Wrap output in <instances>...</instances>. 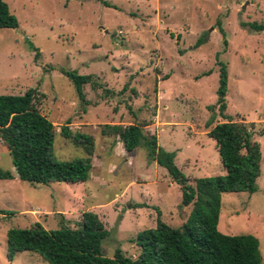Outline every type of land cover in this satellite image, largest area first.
<instances>
[{"label": "rangeland", "instance_id": "rangeland-1", "mask_svg": "<svg viewBox=\"0 0 264 264\" xmlns=\"http://www.w3.org/2000/svg\"><path fill=\"white\" fill-rule=\"evenodd\" d=\"M3 1L18 28L0 31V95L36 90L35 105L54 126L57 160L85 157L61 137L64 125L92 136L95 150L86 183L32 185L17 178L0 142V170L12 177L0 180V211L6 213L0 214V264H47L30 252L9 262L6 232L36 222L55 230L60 214L77 228L84 212L95 213L108 233L101 244L107 258L120 249L136 259L140 248L134 240L155 228L158 211L162 222L180 228L192 206H180L179 186L164 168L151 165L143 147L128 162L118 140L101 135L100 126L146 124L144 133L175 153L186 177L224 175L207 136L208 107L217 100V61L227 67L228 118L217 117L214 124L244 123L261 153L256 191L222 194L217 230L254 236L264 264V33L240 26L264 25V0ZM199 38L203 44L194 48ZM60 69L92 76L82 88L83 100Z\"/></svg>", "mask_w": 264, "mask_h": 264}, {"label": "trees", "instance_id": "trees-1", "mask_svg": "<svg viewBox=\"0 0 264 264\" xmlns=\"http://www.w3.org/2000/svg\"><path fill=\"white\" fill-rule=\"evenodd\" d=\"M101 3L111 7L106 1ZM240 26L254 33H264L262 24L241 22ZM16 28V17L0 0V31ZM218 30L226 47V34L222 27L219 26ZM201 44L203 40L199 38L194 48ZM216 63L219 66L217 100L215 105L208 107L211 116L207 121L210 127L207 136L215 143L224 175L186 177L175 165V153L164 151L158 146L155 135L144 133L146 124L100 126L101 135L117 139L127 154L143 147L149 162L164 168L179 186L180 206H192L180 228L174 229L162 222L158 211L155 228L140 232L134 240L140 248L136 259L126 257L120 249L112 258H107L102 254L101 244L108 233L95 213L84 212L77 228L67 226L60 214V227L55 230H46L38 222L24 229H9L6 232L8 261L12 262L18 253L30 252L47 264H261L259 243L254 236H228L217 230L221 195L253 194L256 191L255 183L261 173V153L253 132L244 123L226 120L214 124L217 117L228 118L225 114L227 67L220 61ZM60 73L73 83L79 99L83 100L82 88L91 83L92 76L65 69H60ZM36 93L35 89H29L22 95H0V142L8 151L15 175L20 181L32 185L87 182L93 168L94 138L72 132L68 125L62 126L61 137L83 149L85 157L57 160L53 153L54 126L36 107ZM11 179L10 173L0 170V180ZM0 214L6 215L2 211Z\"/></svg>", "mask_w": 264, "mask_h": 264}, {"label": "crops", "instance_id": "crops-1", "mask_svg": "<svg viewBox=\"0 0 264 264\" xmlns=\"http://www.w3.org/2000/svg\"><path fill=\"white\" fill-rule=\"evenodd\" d=\"M157 124H158V122H157ZM119 145L120 146H122V144L121 143H119ZM125 152V151H124ZM129 156H128V158L126 159L128 162H130L131 161V159H130V154H128ZM175 158H176V155H175ZM175 160V159H174ZM153 164H156L155 162H151V165H153ZM86 183V182H85Z\"/></svg>", "mask_w": 264, "mask_h": 264}]
</instances>
